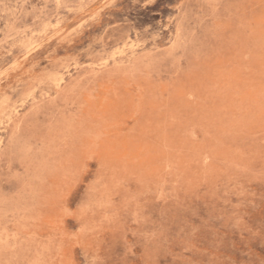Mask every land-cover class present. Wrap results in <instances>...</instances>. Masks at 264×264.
Wrapping results in <instances>:
<instances>
[{"label": "rangeland", "instance_id": "1", "mask_svg": "<svg viewBox=\"0 0 264 264\" xmlns=\"http://www.w3.org/2000/svg\"><path fill=\"white\" fill-rule=\"evenodd\" d=\"M0 264H264V0H0Z\"/></svg>", "mask_w": 264, "mask_h": 264}]
</instances>
